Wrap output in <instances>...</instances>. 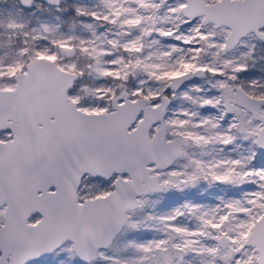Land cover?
<instances>
[{
  "label": "snow or ice",
  "instance_id": "6c2138e0",
  "mask_svg": "<svg viewBox=\"0 0 264 264\" xmlns=\"http://www.w3.org/2000/svg\"><path fill=\"white\" fill-rule=\"evenodd\" d=\"M0 264H264V0H0Z\"/></svg>",
  "mask_w": 264,
  "mask_h": 264
}]
</instances>
